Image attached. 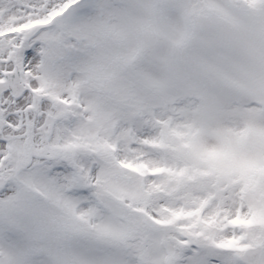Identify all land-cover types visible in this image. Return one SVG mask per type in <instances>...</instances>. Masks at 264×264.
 <instances>
[{
  "label": "snow or ice",
  "instance_id": "obj_1",
  "mask_svg": "<svg viewBox=\"0 0 264 264\" xmlns=\"http://www.w3.org/2000/svg\"><path fill=\"white\" fill-rule=\"evenodd\" d=\"M0 264H264V0H0Z\"/></svg>",
  "mask_w": 264,
  "mask_h": 264
}]
</instances>
